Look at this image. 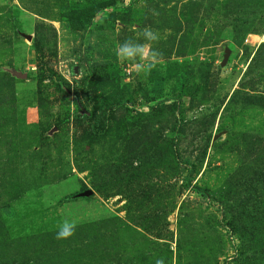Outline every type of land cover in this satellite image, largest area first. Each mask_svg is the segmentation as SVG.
<instances>
[{
  "label": "rangeland",
  "instance_id": "obj_1",
  "mask_svg": "<svg viewBox=\"0 0 264 264\" xmlns=\"http://www.w3.org/2000/svg\"><path fill=\"white\" fill-rule=\"evenodd\" d=\"M157 260L264 264V0H0V264Z\"/></svg>",
  "mask_w": 264,
  "mask_h": 264
},
{
  "label": "clouds",
  "instance_id": "obj_2",
  "mask_svg": "<svg viewBox=\"0 0 264 264\" xmlns=\"http://www.w3.org/2000/svg\"><path fill=\"white\" fill-rule=\"evenodd\" d=\"M153 15L158 13L153 9ZM145 43L133 42L130 38L124 43L117 46L115 53L117 59L123 63L128 62L131 68L139 75H148L160 63L162 59V52L159 49H153L150 45L158 43L160 34L151 27H145L141 32ZM77 227L76 221H69L65 219L59 227L56 234V239H68L75 233ZM156 264H164L163 260H157Z\"/></svg>",
  "mask_w": 264,
  "mask_h": 264
},
{
  "label": "trees",
  "instance_id": "obj_3",
  "mask_svg": "<svg viewBox=\"0 0 264 264\" xmlns=\"http://www.w3.org/2000/svg\"><path fill=\"white\" fill-rule=\"evenodd\" d=\"M86 61V59L82 60V62L84 63Z\"/></svg>",
  "mask_w": 264,
  "mask_h": 264
}]
</instances>
